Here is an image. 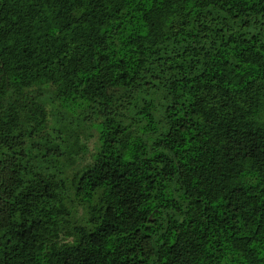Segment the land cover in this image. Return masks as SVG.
Returning <instances> with one entry per match:
<instances>
[{
  "label": "trees",
  "instance_id": "obj_1",
  "mask_svg": "<svg viewBox=\"0 0 264 264\" xmlns=\"http://www.w3.org/2000/svg\"><path fill=\"white\" fill-rule=\"evenodd\" d=\"M0 264H264V0H0Z\"/></svg>",
  "mask_w": 264,
  "mask_h": 264
}]
</instances>
